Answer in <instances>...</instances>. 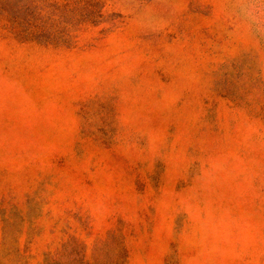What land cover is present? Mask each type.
Returning <instances> with one entry per match:
<instances>
[{
  "label": "rangeland",
  "instance_id": "rangeland-1",
  "mask_svg": "<svg viewBox=\"0 0 264 264\" xmlns=\"http://www.w3.org/2000/svg\"><path fill=\"white\" fill-rule=\"evenodd\" d=\"M0 264H264V0H0Z\"/></svg>",
  "mask_w": 264,
  "mask_h": 264
}]
</instances>
